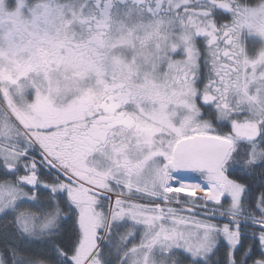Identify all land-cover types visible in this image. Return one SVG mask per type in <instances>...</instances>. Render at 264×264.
Returning a JSON list of instances; mask_svg holds the SVG:
<instances>
[{
	"label": "snow or ice",
	"instance_id": "6c2138e0",
	"mask_svg": "<svg viewBox=\"0 0 264 264\" xmlns=\"http://www.w3.org/2000/svg\"><path fill=\"white\" fill-rule=\"evenodd\" d=\"M0 264H264V0H0Z\"/></svg>",
	"mask_w": 264,
	"mask_h": 264
},
{
	"label": "trees",
	"instance_id": "16d2710c",
	"mask_svg": "<svg viewBox=\"0 0 264 264\" xmlns=\"http://www.w3.org/2000/svg\"><path fill=\"white\" fill-rule=\"evenodd\" d=\"M34 250H35V251H40V249H39V248H34Z\"/></svg>",
	"mask_w": 264,
	"mask_h": 264
},
{
	"label": "rangeland",
	"instance_id": "374dc122",
	"mask_svg": "<svg viewBox=\"0 0 264 264\" xmlns=\"http://www.w3.org/2000/svg\"><path fill=\"white\" fill-rule=\"evenodd\" d=\"M181 195H183V193Z\"/></svg>",
	"mask_w": 264,
	"mask_h": 264
}]
</instances>
